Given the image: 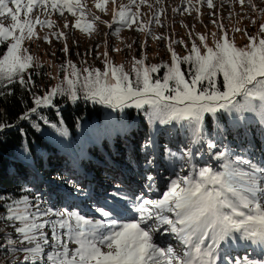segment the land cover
Here are the masks:
<instances>
[{
	"label": "snow or ice",
	"instance_id": "6c2138e0",
	"mask_svg": "<svg viewBox=\"0 0 264 264\" xmlns=\"http://www.w3.org/2000/svg\"><path fill=\"white\" fill-rule=\"evenodd\" d=\"M200 2L210 9L215 7L213 0ZM245 2L238 0L241 6ZM108 3L109 0H97L95 7L105 13ZM111 3L116 5V0ZM145 3L139 0V4ZM247 3L257 9L253 0ZM85 7L81 0H0V49H4L0 51V97L9 85L32 93L33 106L19 119L41 133L42 124L48 125L61 136H67L66 129L42 115L43 109L57 107L58 97L73 104L91 101L120 113L128 108L144 110L154 125L141 145L147 167L160 163L152 155L159 138L174 133L179 140L176 149L162 144L161 153L176 178L169 179L159 199L130 195L117 185L113 192L105 194L103 203L91 189L60 178L69 189L67 195L88 204L93 216L67 207L56 208L41 196L32 195L29 187L21 186L19 196L0 192V225L11 230L0 231V252L22 254V258L8 264H264V148L260 153L253 150L247 139L250 119L244 115L255 114L264 125V23L259 25L257 35H248L249 42L244 47L235 44L222 23L218 24L221 36L211 34L215 38L213 46H209L207 36H199L203 54L195 40L189 54L183 57L170 43V65H148L145 55L141 59L134 57L128 72L123 65L114 64L107 51L102 54L103 71L80 69L69 60L67 67L61 66L65 73L61 83L43 95L36 94L30 70L42 65L25 42L40 38L38 25L57 27L56 21L40 19V14L58 12L64 17L66 10L76 17L71 26L91 35L97 31L100 17L93 16L82 23L86 19ZM138 9L137 0L117 5L112 9V23H104L110 29L114 24L132 29L135 24L137 31L152 35L149 25L153 21H140ZM260 14L264 18V9ZM6 20L11 23L6 25ZM154 22L160 24L158 14ZM69 26L66 20L64 28ZM120 30L115 28V34L119 35ZM50 35L64 40L62 51L67 54V34L56 31ZM44 39L51 43L48 37ZM182 64L189 67L183 69ZM161 69L166 70L162 76ZM39 74L35 71V75ZM226 113L232 114L238 125L235 132L219 125L212 128V118ZM12 127L15 125L0 123V132ZM19 130L24 133L23 128ZM227 135L239 136L241 143L236 147L225 143ZM24 152L30 159L29 149ZM198 156L213 163L197 168ZM145 179L149 190L153 189L155 177L147 175ZM162 232L171 234L179 247L162 246L156 238ZM237 248H243L245 254L233 255ZM249 249L254 255L247 254Z\"/></svg>",
	"mask_w": 264,
	"mask_h": 264
},
{
	"label": "trees",
	"instance_id": "16d2710c",
	"mask_svg": "<svg viewBox=\"0 0 264 264\" xmlns=\"http://www.w3.org/2000/svg\"><path fill=\"white\" fill-rule=\"evenodd\" d=\"M219 33L221 34L220 31ZM248 42L246 40L235 44L238 47H244ZM204 51L205 49L202 48V54ZM178 54L181 57L188 55L187 52L181 51ZM156 64L165 63L159 61ZM188 67L187 64H182L183 69ZM104 68L105 65L100 68L101 71ZM30 71H33V79L36 82V88L33 90L36 94L43 95L52 88L53 76L47 66L42 65ZM35 71L40 74L35 75ZM60 71L64 72L62 68ZM165 71L161 69L160 75L162 76ZM155 77L156 74H153V78ZM219 79L222 80V76ZM3 91L5 95L0 97V123L12 124L15 127L6 128L0 132V192L19 196L22 194L21 186L29 187L32 189V195L41 196L43 200L56 208H64L66 206L64 201L71 198L67 195L69 190H66L67 187L63 185L60 178L66 177V179H72L73 182L83 185L85 182H80L79 179V175L83 173L82 169L99 176L106 175L104 165H108V157H111L119 162L126 160L135 171L144 169L146 176L155 177V187L149 191L158 196L159 192L155 189L158 183L157 169L147 167L146 156L141 149V145L154 128L144 110L128 108L120 113L91 101L79 100L73 104L64 97H58L55 101L57 107L43 109L42 115L46 116L51 123L57 124V127L66 129L67 136H61L48 125L42 124L44 131L41 133L32 129L28 122L19 119L24 111L33 106L32 93L17 85H9L8 89H3ZM244 115L246 119H250L251 125L247 139L252 142L253 150L260 153L264 148V125L255 114L245 113ZM86 125L89 126L88 130H85ZM218 125L231 129L233 132L238 128L233 115L227 113L220 115L219 118H212V128L215 129ZM163 127L160 126V128ZM20 128L24 129L26 135L19 130ZM98 132L100 140L93 137ZM96 141L99 142L100 147L95 146ZM229 142L236 147L241 143V138L227 135L225 143ZM178 143L179 140L175 138L174 133L172 136H162L158 140L156 149L152 151V155L160 161V166L166 172V177H163L166 181L175 175L167 163L162 160L161 145H167L175 150ZM25 148L30 151V159L26 158ZM196 160L199 161L197 168L213 163L207 157L198 156ZM177 172H179L178 168ZM146 183H148L147 180ZM0 231L10 233L11 230L0 225ZM17 257L22 258V254L6 255L0 252V264H8Z\"/></svg>",
	"mask_w": 264,
	"mask_h": 264
},
{
	"label": "rangeland",
	"instance_id": "374dc122",
	"mask_svg": "<svg viewBox=\"0 0 264 264\" xmlns=\"http://www.w3.org/2000/svg\"><path fill=\"white\" fill-rule=\"evenodd\" d=\"M96 2L97 0H81L82 4H86L84 9L86 19L82 20V23L92 20L93 16L100 17V20L96 21L97 31L91 35L72 27L71 23H74L76 17H73L65 10L64 17H61L58 12L50 16L40 14V19H52L56 21L57 27L48 28L38 25L36 31L40 38H34L31 42H25V46L37 58V62L47 66L51 75L55 77L52 87H55L63 80L65 73L60 71L61 66L67 67L69 60L80 69L85 67L100 69L105 65V57L102 54L107 51L110 60L116 65H123L128 72L132 70L133 58L141 59L145 55L147 56L146 62L148 63L156 64L159 61H164V63L170 65V62H172L171 53L168 51L170 43L177 53L181 51L188 54L193 40H195L198 46H201V49L203 48L202 42L199 39L200 35L207 36L209 40L208 44L213 46L215 38L211 34L216 33V38L220 37L219 31L221 32V29L218 28V24L220 23L224 25V30L231 32V34L228 32L229 37H234L235 43L248 40V33L257 35L259 33V25L264 23V18H261L260 14V9H264V0H253L257 5V9H253L247 3V0L243 6L238 3V0H213L215 7L212 9L208 8L206 3H201L200 0H191V3L188 0H159V2L157 0H146V3L142 5L137 0L140 12L139 20L144 24H147L149 20L153 21L149 25L152 35H149L148 31H137L135 24L132 29L119 24H114L113 28L110 29L104 23V21L112 23L111 13L113 7L117 5H129L130 0H116V5H113L111 0H109V3L106 5L108 11L105 13L100 12L95 7ZM173 9H180V11H173ZM185 9H188V11H185ZM133 10L135 11L136 8H133ZM39 11L37 10V14H39ZM157 14L159 15L160 24L154 22ZM66 20L70 22V26L67 29L64 28ZM213 20L217 21V23L214 24ZM253 20L256 21L255 24L252 23ZM9 23H11L10 20L5 21L6 25ZM114 26L121 29L119 35L115 34V28L117 27L114 28ZM236 29H241L242 31H235ZM243 30H246L247 35ZM56 31H63L67 34V46L69 48L67 54L62 51L64 40L56 39L55 36L50 35V33ZM158 36H163L165 39L154 38ZM44 37H48L51 43L45 40ZM175 41H183V44L174 43ZM129 44L131 48L127 47ZM114 48L121 50L116 52L113 51ZM67 71L71 72V69L68 68ZM88 127L86 125L85 130H88ZM156 127L160 126L156 125ZM99 135L100 133L98 132L93 137L100 140L101 137ZM94 144L100 147L98 141L94 142ZM108 160V165H104L106 175L99 176L85 169H82L83 173L79 175L80 182H85L82 186L91 189L94 196L101 203H103L105 194L113 192L117 185L130 195L134 193L136 195H145L152 199L161 198V192L167 190L166 186L169 180L163 179V177H166V172L160 164L154 167L157 169L156 175L158 177V183L155 188L159 192L157 196L150 193L147 187L148 183H146L144 169L135 171L126 160L119 162L117 159L111 157H108ZM170 178L174 179L176 176H171ZM62 190L64 191L65 189ZM70 198L64 201L65 207L70 210H79L88 216L95 215L93 210L83 200ZM156 238L162 246L179 247V243L171 234L162 232ZM243 254H245L243 248H237L235 253H233L236 256ZM247 254L254 255L251 249L248 250Z\"/></svg>",
	"mask_w": 264,
	"mask_h": 264
},
{
	"label": "water",
	"instance_id": "95a60500",
	"mask_svg": "<svg viewBox=\"0 0 264 264\" xmlns=\"http://www.w3.org/2000/svg\"><path fill=\"white\" fill-rule=\"evenodd\" d=\"M6 129V128H5Z\"/></svg>",
	"mask_w": 264,
	"mask_h": 264
}]
</instances>
